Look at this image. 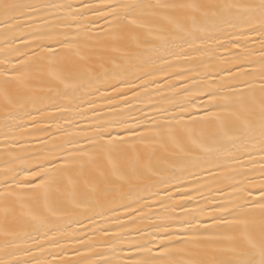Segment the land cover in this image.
<instances>
[{
	"label": "snow or ice",
	"instance_id": "snow-or-ice-1",
	"mask_svg": "<svg viewBox=\"0 0 264 264\" xmlns=\"http://www.w3.org/2000/svg\"><path fill=\"white\" fill-rule=\"evenodd\" d=\"M0 264H264V0H0Z\"/></svg>",
	"mask_w": 264,
	"mask_h": 264
}]
</instances>
